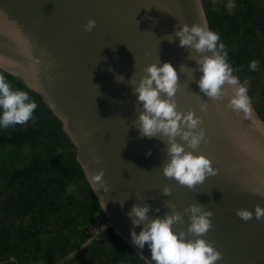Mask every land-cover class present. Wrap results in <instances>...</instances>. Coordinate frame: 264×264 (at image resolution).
<instances>
[{
    "label": "water",
    "instance_id": "95a60500",
    "mask_svg": "<svg viewBox=\"0 0 264 264\" xmlns=\"http://www.w3.org/2000/svg\"><path fill=\"white\" fill-rule=\"evenodd\" d=\"M196 3L0 0V69L41 96L60 120L105 217L90 238L55 264L69 260L109 228L143 261L155 264L147 242L143 249L133 244L134 226L127 213L133 204L146 203L151 205L150 218L163 217L170 212L163 207L165 200L174 202L179 211L198 202L213 212V228L202 238L223 253L216 264H264V220L254 214L257 204L264 207L260 195L264 193V117L252 100L248 119L228 108L231 86L225 85L229 97L223 100L213 102L205 97L196 82L202 73L196 70L195 61L187 59L190 52L193 57L198 54L181 48L178 37L174 43L165 39L184 23H200L211 30L204 0H198L199 12ZM90 18L96 20V27L86 32L84 25ZM24 41L41 60L38 71L24 55ZM159 61L170 62L178 72V110L192 109L202 117L209 142H202L195 151L207 155L219 170L195 188L165 177L162 165L169 159L162 151L165 145L156 138H142L133 126L142 106L129 80L133 77L138 82L143 68ZM117 74L124 82L116 81ZM205 100L208 110L202 112L200 105ZM185 148L192 150L186 144ZM149 149L151 155H146ZM94 155L101 163L92 160ZM101 168L108 192L99 184L93 190L89 179ZM164 185L171 188L170 196L162 194ZM100 198L106 201L105 208ZM241 208L253 211V219L245 222L237 216L236 209ZM184 221L181 227L187 231V213ZM142 227L135 226L137 234ZM173 230L179 228L173 225Z\"/></svg>",
    "mask_w": 264,
    "mask_h": 264
},
{
    "label": "trees",
    "instance_id": "16d2710c",
    "mask_svg": "<svg viewBox=\"0 0 264 264\" xmlns=\"http://www.w3.org/2000/svg\"><path fill=\"white\" fill-rule=\"evenodd\" d=\"M204 0L210 28L264 117V0ZM252 60L259 62L251 71ZM13 90L38 107L26 124L0 127V264H55L90 238L105 217L60 120L20 79ZM2 111V109H0ZM63 264H147L114 231H103Z\"/></svg>",
    "mask_w": 264,
    "mask_h": 264
},
{
    "label": "clouds",
    "instance_id": "9594fccd",
    "mask_svg": "<svg viewBox=\"0 0 264 264\" xmlns=\"http://www.w3.org/2000/svg\"><path fill=\"white\" fill-rule=\"evenodd\" d=\"M196 7L199 12L198 0ZM234 8L235 3L229 0L226 10L231 13ZM95 27L96 20L90 18L85 23L84 30L92 32ZM177 37L181 48L194 50L198 54L193 57L190 52L187 59L195 61L196 70L202 73L196 82L204 96L213 102L223 100L229 97V90L225 85L231 86L233 94L228 99L227 107L237 113L242 112L245 119L250 118L251 97L248 95L250 81L245 79L241 83L240 79L233 75L234 69L227 61L228 51L225 44L220 42L219 34L200 23H193L191 26L184 23L176 27L174 33L165 35L169 43H174ZM24 44V55L38 71L40 58L32 54L28 41H24ZM258 68L259 62L252 60L249 69L257 71ZM142 71L144 75L138 82L133 77L129 80L134 85L132 91L136 96V102L142 106L133 126L139 130L142 138H156L165 145L162 151L169 159L162 165L164 176L175 179L180 185L195 188L207 177L217 175L219 171L213 167L212 160L207 155L195 151L202 142H209L205 129L201 126L202 117L196 115L192 109L186 113L178 110L176 93L179 88V75L170 62H154L145 66ZM115 79L118 83L124 82V77L119 74ZM162 93L165 94L163 97ZM37 107L36 101L30 100L27 92L13 90L5 76L0 74V109H2L0 127L26 124L29 120H33V112ZM200 109L202 112H207L206 100L201 103ZM64 124L67 127V119L64 120ZM185 144L192 150H186ZM146 155H151L150 149ZM92 160L97 164L101 163L98 156H92ZM84 167L87 171L86 166ZM103 177V168L91 175L89 179L93 190L97 191L96 184H99L105 192L109 191V186L103 181ZM162 194L170 196L171 188L164 185ZM260 195L264 196V193ZM137 199L142 197L137 196ZM100 202L105 208L106 201L100 198ZM163 207L170 210L163 217L150 218L148 213L151 205L146 203L133 204L127 213L134 226L131 231L133 244L143 249L147 242L151 250V260L155 264H216L218 260L223 259V253L216 249L212 242L202 238L213 228L210 220L213 212L210 209L197 202L179 211L176 204L169 200L163 202ZM154 211L159 212L160 209L156 208ZM185 213L188 214L190 221L187 231L181 227L185 223ZM236 214L245 222L253 219V211L245 208L236 209ZM254 214L257 220H264V207L257 204ZM103 222H99L95 229ZM141 224L143 227L137 234L135 226ZM173 225H176L179 231H174ZM190 236L196 238H187Z\"/></svg>",
    "mask_w": 264,
    "mask_h": 264
}]
</instances>
